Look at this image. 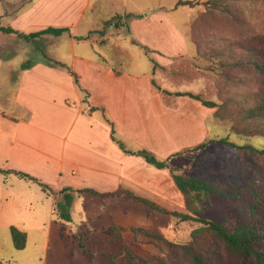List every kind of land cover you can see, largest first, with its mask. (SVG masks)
I'll list each match as a JSON object with an SVG mask.
<instances>
[{"label": "crops", "instance_id": "crops-1", "mask_svg": "<svg viewBox=\"0 0 264 264\" xmlns=\"http://www.w3.org/2000/svg\"><path fill=\"white\" fill-rule=\"evenodd\" d=\"M23 2L25 0H0L4 7L0 23L12 14L14 20L10 26L19 32L65 27L70 31L63 35H68L70 40L66 47L59 45L66 48L58 53L60 56L42 51V55H37L34 60L26 59L21 63L17 86L13 88L8 81L5 93V96L9 95L8 101L14 103L3 105L13 108V113L2 109L4 98L0 94V169L12 171L0 172V221L6 212L37 213L30 194H35L36 204L43 200L41 193L46 199H52L51 208L55 214L57 192L64 187L92 189L101 194L129 191L170 211L186 212L184 196L170 169L158 168L142 156L126 153L112 139L111 124L127 149H147L160 160L168 159L171 169L185 174L183 162L172 165L171 161L187 157L192 160V156L176 154L207 139L221 137L212 135L213 131L205 123L204 104L190 96L166 99L150 83L140 82L142 75L149 77L148 71L142 75L132 71L117 74L112 67L98 63L95 55L77 54L72 29L83 14L98 8L95 1L85 0L84 7L78 10L80 17L76 23L70 19L72 12L76 14L70 0H33L27 10H21ZM20 10L25 12L20 14ZM48 35L63 36L45 34L32 40L19 37L33 45L43 39L46 45L52 46L54 38L46 37ZM25 64L27 68H24ZM3 65L9 79L12 64L0 55V79ZM71 72L77 74L83 90ZM192 73L204 80L195 65ZM92 107L98 109L93 111ZM14 171L35 176L56 193L48 195L40 185ZM38 195L42 197L40 200ZM81 195L87 196V203L102 205L100 211L105 210L110 218L108 223L102 222L104 214L93 211L88 215L89 222L98 218L102 223L91 225L92 230L103 233L104 228L123 226V240L126 232L142 234L132 228H145L163 236L172 230L171 214L147 208L126 193L104 197L83 192L74 200ZM23 226L27 228V225ZM129 244L132 243L126 242Z\"/></svg>", "mask_w": 264, "mask_h": 264}, {"label": "rangeland", "instance_id": "rangeland-1", "mask_svg": "<svg viewBox=\"0 0 264 264\" xmlns=\"http://www.w3.org/2000/svg\"><path fill=\"white\" fill-rule=\"evenodd\" d=\"M70 1L76 10V14L71 13L70 19L76 23L80 17L78 10L86 3L85 0ZM93 1L98 8L83 14L77 26L72 29L76 42L75 52L95 55L98 63L112 67L115 72L132 71L142 75V72L148 71L149 77L142 75L139 80L147 85L150 83L152 87L154 80L163 88L192 91L200 94L203 99L220 104L223 95L234 91V88L227 89L228 81L222 75H234L236 70L229 67L218 70L207 56L217 53L227 62L228 56L233 55L235 50L244 48L255 49L264 55V0H190L195 6L177 8L179 0ZM32 2L25 0L21 10H27ZM21 10L20 14L25 12ZM2 11L4 7L0 4V13ZM118 18L125 26L115 28L106 25L107 22L114 23ZM13 20L11 14L4 17L1 24L10 26ZM46 37L54 38L55 43L48 46L42 39L33 45L17 34L0 32V55L8 59L13 67L7 79L3 65L0 79V94L4 98L1 106L4 110L8 109L9 114L15 110L3 107L14 103L8 101L9 95L5 96L7 83L9 81L13 88L17 86L21 63L26 59L34 60L37 55H42V51L59 55L70 40L68 35ZM59 45L66 46L61 48ZM197 45L204 54L203 59L197 58ZM194 65L203 74V81L192 73ZM245 71H239V76L247 78ZM253 81L250 90L257 89ZM164 96L166 99L176 98ZM204 110L205 123L213 131L212 135L219 134L221 137L207 139L209 143L206 148L184 154L192 156V160L189 157L172 159L171 164L183 162L186 170L182 175L206 179L222 186H241L243 182L240 172L264 186V155L238 150L219 141L229 136V141L233 143L264 148V138L258 135H238L232 129L235 123L215 117L217 107L211 109L205 106ZM41 194L43 200L38 204L35 203V194H30L38 209L37 213L6 212L0 221V260L4 264H191L181 248V245L188 243L196 247L197 253L208 264H240V258L226 251L223 242L216 236L207 233L192 239L191 232L200 225L196 221H179L173 216L172 230L166 231L165 236L157 234L160 237L154 238L143 232L137 235L126 232L125 240H118L92 230L91 225L108 223L110 218L105 210L100 211L102 205L85 202L86 195L73 201L70 208L72 221L67 222L54 214L52 199H46V195ZM237 207V204L213 199L207 205L203 217L217 223H226L234 229L238 221ZM93 211L104 214L102 222L98 218L89 222L88 215ZM24 224L27 228H24ZM11 226L26 232L27 245L24 249L15 248ZM126 242L132 243L128 245L126 256L113 261L103 254H118ZM85 250L92 253V261L87 259Z\"/></svg>", "mask_w": 264, "mask_h": 264}, {"label": "trees", "instance_id": "trees-1", "mask_svg": "<svg viewBox=\"0 0 264 264\" xmlns=\"http://www.w3.org/2000/svg\"><path fill=\"white\" fill-rule=\"evenodd\" d=\"M180 6H195V3L190 0H179L176 3V8ZM111 25L115 28L125 26L120 18ZM0 32L5 34H17L27 40L35 39L41 35L50 34L54 36H61L64 33L69 32L65 27H47L37 32L24 33L19 32L12 26H3L0 23ZM197 41L195 40V43ZM197 58H204V54L198 49L197 45ZM208 55L214 66L218 70L229 67L232 70L235 69L234 75H227L225 77L228 81V90L234 88V91L229 92L222 96L220 104L213 100L203 99L200 94L193 92H170L163 89L160 85L153 80L155 89L164 95L168 96H190L200 100L205 106L210 108L217 107L215 111V117L220 120H229L235 125L232 127L233 131L242 136H254L258 135L264 138V55L252 48H244L235 50L233 55L228 56L227 62L220 57V54ZM233 56V57H232ZM55 64H60L57 61H53ZM229 63V64H228ZM28 65L25 64L24 68ZM252 68V73L250 72ZM245 70H248L246 72ZM239 71H245V76H239ZM77 85L82 89L79 78L75 72H71ZM120 74L119 72H116ZM244 74V75H246ZM224 79V80H225ZM257 84V89L250 90V83L252 81ZM224 82L223 80H221ZM253 86V85H252ZM245 87V88H244ZM221 89H224L221 86ZM83 90V89H82ZM227 95V96H226ZM235 108V109H234ZM93 111L98 109L96 107L91 108ZM112 125V139L123 149L126 153L135 154L144 157V159L158 167L168 168L171 171L173 179L182 192L187 212L170 211L167 208L160 206L152 200L138 196L129 191H118L113 193H98L92 189H80L76 190L71 187H64L57 192L59 198L56 200V216L63 221H72L70 208L74 198L80 193L87 192L92 194H99L104 197H110L126 193L134 201L144 204L150 209L161 211L167 214H171L179 221H196L200 225L191 232L192 239H196L197 236L203 234H212L220 239L226 251L231 254L237 255L240 258V264H264V186L259 184L257 180L251 179L249 175L240 172V177L243 184L241 186H222L216 182L206 179L198 178L195 176H186L177 173L170 168L169 160H160L153 152L147 149H139L132 151L127 149L124 144L117 138L116 130ZM224 145H230L238 150H245L249 152H256L264 155V148H257L251 144H236L229 141V136L220 138L219 140ZM209 140L191 148L185 149L176 155H184L204 149L207 147ZM2 173H11V170L0 169ZM20 177L37 183L41 186L44 192L48 195L55 194L56 192L48 185L40 181L35 176L28 173L14 171ZM213 199H219L229 202L230 204H237V224L234 229H231L226 223H217L212 220H208L203 217V214L207 210V205L210 204ZM11 235L13 243L16 249H24L27 245V234L16 226H11ZM125 228L123 226H110L103 229V233L118 239L123 240V233ZM134 232H143L151 237H160L157 234H153L144 228H132ZM183 253L189 257L191 264H208L202 256L197 253L196 247L192 243L181 245ZM105 256L110 257L113 261L117 258L126 256L128 254V245H125L118 254H111L104 252ZM85 255L89 261H92V253L85 250ZM252 260V261H251ZM0 264H4L0 260Z\"/></svg>", "mask_w": 264, "mask_h": 264}]
</instances>
